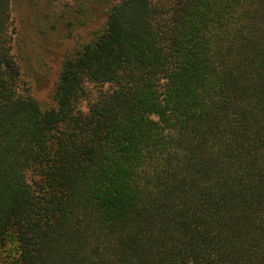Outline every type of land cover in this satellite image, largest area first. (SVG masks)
Instances as JSON below:
<instances>
[{"label": "trees", "instance_id": "16d2710c", "mask_svg": "<svg viewBox=\"0 0 264 264\" xmlns=\"http://www.w3.org/2000/svg\"><path fill=\"white\" fill-rule=\"evenodd\" d=\"M11 11L0 264H264V0H112L53 103L23 79Z\"/></svg>", "mask_w": 264, "mask_h": 264}, {"label": "rangeland", "instance_id": "374dc122", "mask_svg": "<svg viewBox=\"0 0 264 264\" xmlns=\"http://www.w3.org/2000/svg\"><path fill=\"white\" fill-rule=\"evenodd\" d=\"M111 3L112 0H11L13 50L26 70L23 79L27 84L33 86L35 75L47 82L38 93L41 100L53 103L49 90L56 81L62 53L76 44L80 33L88 35L91 26L105 17ZM84 4L87 7L82 10ZM82 20L90 24H82Z\"/></svg>", "mask_w": 264, "mask_h": 264}]
</instances>
